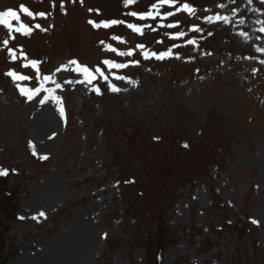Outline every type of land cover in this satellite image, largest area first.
<instances>
[{"label": "rangeland", "instance_id": "1", "mask_svg": "<svg viewBox=\"0 0 264 264\" xmlns=\"http://www.w3.org/2000/svg\"><path fill=\"white\" fill-rule=\"evenodd\" d=\"M152 3L0 0L41 25L7 47L0 26V264H264V3L177 0L156 24L182 27L138 38L126 24ZM77 66L99 94L64 82L84 79Z\"/></svg>", "mask_w": 264, "mask_h": 264}, {"label": "snow or ice", "instance_id": "2", "mask_svg": "<svg viewBox=\"0 0 264 264\" xmlns=\"http://www.w3.org/2000/svg\"><path fill=\"white\" fill-rule=\"evenodd\" d=\"M177 0H159V3L161 5H167V6H175ZM233 2H235V0H233ZM126 3L127 4H132L134 3V0H126ZM248 3L251 4L252 3V0H248ZM261 3H264V0H261ZM61 7H63V4H61ZM219 7H224V5H219ZM152 8L155 9V12H156V16H153V13L151 11H149L146 16L147 17H150L152 18L153 20H155L157 17L160 16V8L156 5V4H153L152 5ZM183 8L188 12V13H191V14H195V11L192 7H190L188 4H184L183 5ZM177 11H179V9H177ZM19 12L20 13H23V14H26L28 17L30 18H35L36 15L38 16H45V13H37V14H33V12H31L27 7H25L24 5H20L19 7ZM131 15L133 16H137V13H131ZM175 15V13L173 12H169L166 14V16L164 17H161L162 19H167L168 17L170 16H173ZM141 19H145V16H140ZM9 19H11V21L13 22V24H18L19 26L18 27H13V24H9ZM223 21L224 23H228L229 20H228V17H224V16H220V15H216V16H210L207 18V21L209 23L213 22V21ZM89 23H92V21H89ZM113 24L117 23L116 21H112ZM240 23L243 24L244 21L243 19L240 20ZM4 25H7L11 31L9 32V37L8 39H5L2 41V43L5 45V47H7L9 45V40H15L17 37L15 35H12V32H15L17 34H24V35H28L30 34L34 29H41V25L40 24H35V25H29V26H26L25 23L21 22V15H19L17 13V11H13V10H9V11H5L3 14H0V26H4ZM94 27H108L109 25L108 24H104V25H100V24H94L93 25ZM128 27L130 29H132L133 32H136V33H140V34H143V31H142V28L141 27H138L136 25H133V24H128ZM146 28H149L151 29L152 31H156V28L153 27L152 25H145ZM161 27H164V25H161ZM166 27L168 28H174V27H178V25L176 24H172V23H169L166 25ZM194 31H199V29H193ZM259 32L261 33H264V27H261L259 30ZM184 35V33H178L176 36H173L172 38L173 39H176V38H180ZM241 35L245 36L247 34L245 33H241ZM113 39H119L117 37H113ZM257 39H259V37H257ZM121 43H123V41H121ZM187 43L189 45H192L195 43V41L193 40H188ZM179 45H177L178 47ZM109 48L110 51L116 53L117 55L119 56H132L133 55V52L132 51H127V52H117V50L115 48H112L110 45L109 46H106ZM139 48H143L144 46L143 45H138ZM257 52H260V53H264V48H257L256 49ZM8 54L11 56V59L13 61L17 60V55H16V52L13 51L12 48H8ZM172 55V51L171 49H169V51L167 52H164V53H161L159 55H157L155 52L151 53V57H155L156 59H164L168 56H171ZM143 56L145 59H149L150 58V54L148 51H144L143 52ZM71 63L75 64L76 62L75 61H72ZM103 63L109 68V69H122V68H126L128 67L129 65L128 64H119V63H111L107 60L103 61ZM132 63H138V61H132ZM261 63H264V61H261ZM31 67L32 68H37V65L35 62H31ZM59 71V70H58ZM77 73H81L84 75V79L83 80H78V81H69L65 78V83H73V82H76V83H88V84H91L94 80L97 79L96 75L89 70V68L87 67H80V66H77V69H76ZM95 72L96 73H99V76L102 77L104 80H107L108 77L104 74V72L100 69V68H96L95 69ZM8 76H10L11 78H13L14 80H18V81H23V80H27V79H31V77H28V76H24V75H19L13 71H9L8 73H6ZM37 75L39 76V71L37 72ZM43 79L45 81H48V80H51L52 83L55 84L56 88L57 89H60L61 88V84L59 83H56V81L54 79H52L51 77L49 76H44ZM116 79L118 80H124L125 77L123 76H117ZM98 94H99V89L96 88L94 89ZM111 91L113 92H118L120 91L119 88H117L116 86L112 85L111 86ZM21 92L22 94L25 92L24 89H21ZM39 92V89H37V93ZM28 99L31 100L33 99V96L32 95H28ZM47 101V98L45 99H41L38 101V103H41V104H44L46 103ZM57 101H58V98H57ZM61 114H63V110L61 109ZM185 147H187V145H185ZM35 154V153H34ZM45 159L47 157H44ZM8 175V172L7 170H0V176H7ZM41 216H44V213L41 212L40 213ZM35 218V217H34ZM253 223H256V221H253Z\"/></svg>", "mask_w": 264, "mask_h": 264}, {"label": "trees", "instance_id": "3", "mask_svg": "<svg viewBox=\"0 0 264 264\" xmlns=\"http://www.w3.org/2000/svg\"><path fill=\"white\" fill-rule=\"evenodd\" d=\"M118 166V165H117ZM121 172H123V169H122V167H121ZM147 258H150V254H149V252L147 251Z\"/></svg>", "mask_w": 264, "mask_h": 264}]
</instances>
